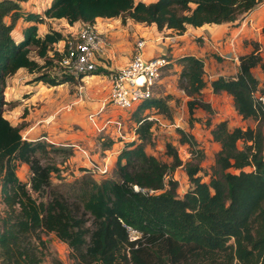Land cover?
Listing matches in <instances>:
<instances>
[{"label": "trees", "instance_id": "16d2710c", "mask_svg": "<svg viewBox=\"0 0 264 264\" xmlns=\"http://www.w3.org/2000/svg\"><path fill=\"white\" fill-rule=\"evenodd\" d=\"M20 1L0 0V204L5 206L0 264H43L44 233L68 244L72 264H264V109L255 98L264 83L253 73L257 67L264 73V56L257 45L239 57L237 75L211 83L213 92L233 97L244 120L258 123L244 129L231 127L228 120L213 122L212 138L221 149L210 181L200 175L199 162L184 163L172 144L167 145L171 164L146 151L155 120L141 113L154 108L170 118L171 107L161 97L138 106L137 137L124 142L116 168L100 179L83 169L84 175L65 191L52 188L53 175L63 173L61 165L66 166L73 148L57 147L45 138L26 139L22 127L5 117L7 81L21 69L33 74V81L52 86L78 81L71 74L51 72L61 59L54 45L66 35L55 29L40 35L39 24L47 19H66L72 25L120 17L182 34L189 25L235 22L262 0H53L44 13L24 11ZM20 19L32 24L17 40L14 31ZM177 61L183 66L179 88L191 98L190 112L198 107L213 114L203 98L208 86L205 59L186 55ZM178 132L181 144L196 145L192 133L182 128ZM100 138L104 149L117 142ZM49 148L64 154L62 164L52 161ZM20 164L30 167L29 183L18 176ZM179 166H185L191 182L183 196L174 177ZM130 229L139 237L132 239Z\"/></svg>", "mask_w": 264, "mask_h": 264}, {"label": "crops", "instance_id": "0c3cea01", "mask_svg": "<svg viewBox=\"0 0 264 264\" xmlns=\"http://www.w3.org/2000/svg\"><path fill=\"white\" fill-rule=\"evenodd\" d=\"M142 1L149 3L156 0ZM52 2L53 0H21L20 4L24 11L44 13ZM30 24L32 23L24 19L18 21L14 31L17 40L24 37V29ZM83 24L76 22L71 25L66 19H47L39 24V34L44 35L55 29L68 35ZM94 25L106 41V50L100 59L103 71L127 65L133 57L137 39L144 38L147 56H166L170 61L159 85L165 94L176 96L168 104L173 107L176 99L181 98L180 103L187 107L188 97L178 87V77L183 66L177 59L186 55L203 57L206 64L205 80L208 82L203 98L214 109L213 114L204 111L205 114L213 122L230 120L232 123L233 118L243 119L235 109L233 97L226 92H213L211 83L220 76L237 75L239 57L252 52L256 45L261 54L264 52V3L258 4L235 22L204 24L200 27L189 25L182 34L172 29L158 30L154 24L147 25L131 19L124 22L120 17L98 18ZM232 38H235L234 45ZM219 58L223 61L220 62ZM253 73L263 84L264 73L261 68H255ZM33 78V74L21 69L8 79L5 97L9 107L5 108V117L13 125L22 127V134L26 139L45 138L48 142L72 147L74 155L67 161V165L78 173H81V169H88L96 178H100L104 170L111 171L117 157L114 155L110 159L112 155L107 154L111 153L108 149L103 151L104 154L99 152L100 137L108 135L119 142L117 138L122 129L130 136L123 137L127 141L137 136L136 122L133 124L129 119V124L133 125L130 134L126 119L120 116L128 111L112 108L108 104L111 88L108 76L89 74L76 83L66 82L53 86L33 81ZM124 142L120 141L122 144ZM176 172L177 169L175 179Z\"/></svg>", "mask_w": 264, "mask_h": 264}, {"label": "rangeland", "instance_id": "374dc122", "mask_svg": "<svg viewBox=\"0 0 264 264\" xmlns=\"http://www.w3.org/2000/svg\"><path fill=\"white\" fill-rule=\"evenodd\" d=\"M260 52V51H259ZM33 55H36L35 52H33ZM264 56V52L262 53ZM220 62L223 60L219 58ZM206 65V64H205ZM57 66L60 71V67L57 63ZM102 70V69H101ZM52 73L58 72V69H54L51 71ZM181 73V72H180ZM180 75V74H179ZM155 88L154 90V96L153 97H161L164 98L167 103L171 101L172 99L176 98L175 94H165V91H163L162 86L159 88ZM178 87H179V77H178ZM180 89V88H179ZM182 90V89H181ZM183 91V90H182ZM184 92V91H183ZM185 93V92H184ZM186 94V93H185ZM187 96V94H186ZM188 101L191 99L189 96ZM177 101L174 103V106L171 107L170 104H168L170 109L171 117H167L164 114H161L157 111V109H147L146 111H143L141 113V116H153V119L155 120V124L152 128V136L147 139L145 142L146 145V151L149 154L157 156L160 160L172 163L173 158L168 155L167 153V145L172 144L175 146V148L178 151L179 156L182 158L183 162L186 163L188 161H192L193 163H200V166L202 167V171L200 172V175L204 177V181H210V174L213 172V167L216 165V156L217 153L221 149V145L213 140L212 138V129H213V121L211 117L207 114H205L204 111H206L203 108H195V110L191 113L189 110V107L187 105L183 106V104L180 103L182 100L181 98H177ZM187 101V103H188ZM9 107V104L7 105ZM114 108V107H112ZM138 107H135L134 109L128 111L127 113H121L118 111V114L124 119H126L127 124V130L128 132H132L133 125L129 124V119L132 120L131 122L134 124L137 123L135 119V113L137 111ZM126 112V111H125ZM144 112H147L144 115ZM208 112V111H206ZM155 116V117H154ZM214 118V117H212ZM229 121V125L231 127H242L246 129L247 127H256L257 121L254 118H249L246 120L243 119H232ZM237 125V126H236ZM179 128L185 129L188 133H192L195 136L196 139V145H188V144H182L180 143V134L178 132ZM121 133V134H120ZM120 136L117 138L119 142H116L113 144L111 148L108 150L111 151L107 154L112 155L110 159L114 158V155L117 157L121 150L124 147V143H120V139H124L123 137L126 136V138H129V135H126L127 132L121 130ZM106 137H109L106 135ZM127 141V140H123ZM100 148L99 152L101 154H104V149L102 147V142L99 141ZM57 147L62 148H70L67 146H61L55 144ZM242 142H240V146H242ZM72 148V147H71ZM54 148H49L48 150L50 152V158L52 161L56 162L58 165L62 164L63 159L65 158L64 154L55 152L53 150ZM102 151V152H101ZM74 155V153H73ZM72 155V156H73ZM71 156V157H72ZM50 159V160H51ZM111 161V160H110ZM24 165V166H23ZM61 168L64 170L63 173H55L53 175V184L52 188L56 190L65 191L69 185V183H72L77 178H80L82 175H84L83 169H81V173H78L76 169H72L70 165L66 164V166L63 164L61 165ZM114 168H116V158H115V165ZM177 169V177L178 180V186H177V192L179 196H183L186 191H188L191 188V182L185 175L187 174L185 166H179ZM247 170H252L253 167H247ZM18 176L24 181L29 183L31 179V170L29 165L27 164H20L17 169ZM90 175V174H87ZM185 176V177H184ZM100 177H102L100 175ZM97 179H100L97 177ZM30 187V186H29ZM51 190H47V194H45V197L43 199L48 198V194ZM33 195L37 196V193L32 192ZM43 197V196H42ZM3 204H0V216H4V208ZM43 238L46 240V247L43 249L44 251V261L43 264H54L55 260H61L64 264H72L71 258H70V252L71 249L68 246L67 243L60 240L54 233H44L42 234Z\"/></svg>", "mask_w": 264, "mask_h": 264}, {"label": "built area", "instance_id": "2783aa9c", "mask_svg": "<svg viewBox=\"0 0 264 264\" xmlns=\"http://www.w3.org/2000/svg\"><path fill=\"white\" fill-rule=\"evenodd\" d=\"M263 3L262 0L259 5ZM231 42L234 45L235 38H232ZM145 48L146 40L137 39L133 57L127 65L96 73L101 70L100 59L105 53L106 41L96 25L84 23L74 32L66 35V39L54 45V51L61 54V59L57 61L60 67V71L58 66L56 68L57 74L68 73L78 81L89 74L107 75L111 82L108 104L116 109L130 111L153 98L154 90L160 85L165 70L170 64L166 56H147ZM54 51L51 52L52 56ZM255 98L264 109V88L255 93ZM150 118L153 119L152 116ZM107 171L109 170H104L102 174ZM130 230L132 239L139 237L140 233L137 230Z\"/></svg>", "mask_w": 264, "mask_h": 264}]
</instances>
